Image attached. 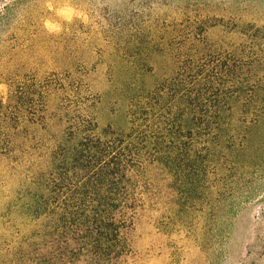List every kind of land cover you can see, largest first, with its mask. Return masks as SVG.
Listing matches in <instances>:
<instances>
[{
  "label": "trees",
  "instance_id": "1",
  "mask_svg": "<svg viewBox=\"0 0 264 264\" xmlns=\"http://www.w3.org/2000/svg\"><path fill=\"white\" fill-rule=\"evenodd\" d=\"M27 1L0 0V37H19L17 16ZM260 32L237 25V41L222 49L191 31L169 75L151 90L130 91L123 128H100L74 81L35 74L22 82L17 68H5L0 157L35 169L34 191L21 211L44 223L23 247L26 257L33 255L30 264H122L132 251L151 165L196 197L211 171L248 150L250 129L264 121V37H254Z\"/></svg>",
  "mask_w": 264,
  "mask_h": 264
},
{
  "label": "rangeland",
  "instance_id": "2",
  "mask_svg": "<svg viewBox=\"0 0 264 264\" xmlns=\"http://www.w3.org/2000/svg\"><path fill=\"white\" fill-rule=\"evenodd\" d=\"M188 4L28 0L17 16L19 37H0V76L5 68H17L22 82L35 74L74 81L89 97L100 128H123L130 91L151 90L169 75L172 57L182 52L191 31L227 49L237 41L232 35L237 25L264 30V0ZM7 93L0 84V94ZM59 103L61 97L51 100L52 107ZM250 131L248 150L229 155L227 167L211 171L196 197L174 186L165 168H148L132 251L122 264H264V121ZM34 178L32 166L24 169L0 157V264H30L33 257L23 247L44 223L23 215L21 205L34 191Z\"/></svg>",
  "mask_w": 264,
  "mask_h": 264
}]
</instances>
